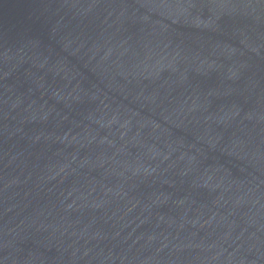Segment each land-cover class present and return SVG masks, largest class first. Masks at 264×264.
<instances>
[{
    "label": "water",
    "instance_id": "obj_1",
    "mask_svg": "<svg viewBox=\"0 0 264 264\" xmlns=\"http://www.w3.org/2000/svg\"><path fill=\"white\" fill-rule=\"evenodd\" d=\"M0 264H264V0H0Z\"/></svg>",
    "mask_w": 264,
    "mask_h": 264
}]
</instances>
